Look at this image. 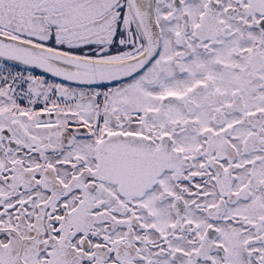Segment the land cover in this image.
Wrapping results in <instances>:
<instances>
[{
  "label": "snow or ice",
  "instance_id": "6c2138e0",
  "mask_svg": "<svg viewBox=\"0 0 264 264\" xmlns=\"http://www.w3.org/2000/svg\"><path fill=\"white\" fill-rule=\"evenodd\" d=\"M0 264H264V0H0Z\"/></svg>",
  "mask_w": 264,
  "mask_h": 264
}]
</instances>
